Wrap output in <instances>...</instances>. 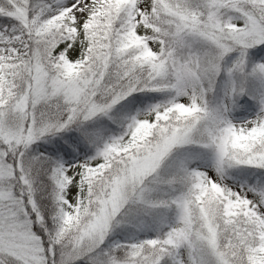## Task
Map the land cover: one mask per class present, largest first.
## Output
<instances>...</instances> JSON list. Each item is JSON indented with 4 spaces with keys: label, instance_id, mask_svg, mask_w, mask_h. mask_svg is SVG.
<instances>
[{
    "label": "snow or ice",
    "instance_id": "1",
    "mask_svg": "<svg viewBox=\"0 0 264 264\" xmlns=\"http://www.w3.org/2000/svg\"><path fill=\"white\" fill-rule=\"evenodd\" d=\"M0 264H264V0H0Z\"/></svg>",
    "mask_w": 264,
    "mask_h": 264
}]
</instances>
